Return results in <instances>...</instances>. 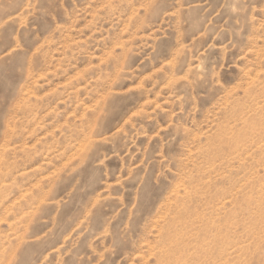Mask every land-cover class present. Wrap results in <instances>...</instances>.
Listing matches in <instances>:
<instances>
[{"label":"rangeland","instance_id":"obj_1","mask_svg":"<svg viewBox=\"0 0 264 264\" xmlns=\"http://www.w3.org/2000/svg\"><path fill=\"white\" fill-rule=\"evenodd\" d=\"M0 264H264V0H0Z\"/></svg>","mask_w":264,"mask_h":264},{"label":"bare ground","instance_id":"obj_2","mask_svg":"<svg viewBox=\"0 0 264 264\" xmlns=\"http://www.w3.org/2000/svg\"><path fill=\"white\" fill-rule=\"evenodd\" d=\"M166 259V258H165Z\"/></svg>","mask_w":264,"mask_h":264}]
</instances>
